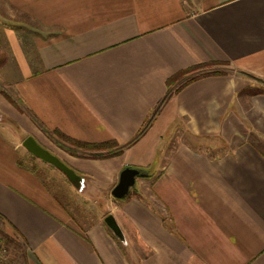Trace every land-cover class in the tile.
I'll list each match as a JSON object with an SVG mask.
<instances>
[{"label": "crops", "instance_id": "obj_1", "mask_svg": "<svg viewBox=\"0 0 264 264\" xmlns=\"http://www.w3.org/2000/svg\"><path fill=\"white\" fill-rule=\"evenodd\" d=\"M0 3L16 25L0 37V264H264V0ZM213 62L228 72L168 98L173 75ZM53 130L122 154L73 156ZM29 136L91 191L149 168L109 203L125 243L18 165Z\"/></svg>", "mask_w": 264, "mask_h": 264}, {"label": "rangeland", "instance_id": "obj_2", "mask_svg": "<svg viewBox=\"0 0 264 264\" xmlns=\"http://www.w3.org/2000/svg\"><path fill=\"white\" fill-rule=\"evenodd\" d=\"M2 1V0H0ZM1 4V3H0ZM0 15H2L0 13ZM14 24H8L6 17L0 16V37H3L5 34L10 33L12 31H16ZM220 70L224 73L228 72L225 66H216L213 70ZM255 85H259V83H255ZM264 89V87H263ZM5 94V93H4ZM15 103V101H14ZM16 104V103H15ZM17 105V104H16ZM16 132V131H15ZM250 139H252L250 137ZM180 137L173 138L174 142H179ZM182 140V139H181ZM189 141L193 143H201V144H219V140H212V139H192L189 135L185 137L182 141ZM253 140V139H252ZM21 152L23 154L22 161L24 162V166H28L33 170L37 171L39 176L42 179H47V181H54L53 183L57 186L59 184L64 190L69 191L70 196L64 194L60 200L66 205L68 202L69 211L76 215L79 219H88L91 220L93 217H97L98 221L104 222V218L110 215V201L114 198L111 196V190L115 187V185H108L98 187L96 190H90L89 183L85 180L86 187L82 192L76 190L72 184L68 182L66 177L56 169L52 168L50 165L42 162L41 160H32L28 154V152L21 148ZM141 178L137 179V183L140 181ZM117 185V184H116ZM57 190V188H56ZM134 190V189H133ZM133 190L131 195L133 194ZM63 191V190H62ZM65 192V191H64ZM69 200V201H68ZM115 201H122V200H115ZM75 219V217H73ZM72 224V223H71ZM72 227L75 226L72 224ZM6 253L2 254V250L0 251V262L6 257ZM5 256V257H4Z\"/></svg>", "mask_w": 264, "mask_h": 264}, {"label": "trees", "instance_id": "obj_3", "mask_svg": "<svg viewBox=\"0 0 264 264\" xmlns=\"http://www.w3.org/2000/svg\"><path fill=\"white\" fill-rule=\"evenodd\" d=\"M225 66L226 63H219V62H213L210 64H202L197 65L195 67H191L189 69H186L184 71H180L173 75L171 77L167 84H168V98L171 97L174 94H177L180 92L183 88L188 86L189 84L195 82L196 80L209 77V76H218L223 75V72L216 69H211L209 71H206L204 73L201 72L203 69H207L208 67H215V66ZM249 90V89H248ZM264 92V90L260 89ZM6 95V94H5ZM6 97L14 103V101L11 99L10 96ZM46 133L55 140V142L63 149L67 150L71 155L80 157V158H106V157H114V156H120L122 154V148H119V145L115 141H107V142H101V143H88V142H82L75 139H72L66 135H64L59 130H53V131H46ZM30 158L32 160H36L35 157H33L30 153H28ZM24 162L20 160L18 162V165L23 167ZM141 173L144 175L147 174V177H150L148 174L149 168H138ZM78 175L84 176L77 171H75ZM133 190V189H132ZM134 191V190H133ZM132 192V191H131ZM131 192L127 197L124 199L129 198L131 195ZM4 245V244H3Z\"/></svg>", "mask_w": 264, "mask_h": 264}, {"label": "water", "instance_id": "obj_4", "mask_svg": "<svg viewBox=\"0 0 264 264\" xmlns=\"http://www.w3.org/2000/svg\"><path fill=\"white\" fill-rule=\"evenodd\" d=\"M22 147L36 159L51 165L56 170L61 172L69 181V183L72 184V186L79 192H82L86 187L85 178L78 175L72 168L66 165L56 155L40 145L33 137H27L23 141ZM142 175L144 174L141 173L139 169L131 167L125 168L120 173L119 181L117 185L112 189L111 196L117 200H121L127 197L131 190L135 187L138 177H141ZM104 224L111 231L115 238L125 243V237L115 218L111 214L104 218Z\"/></svg>", "mask_w": 264, "mask_h": 264}]
</instances>
